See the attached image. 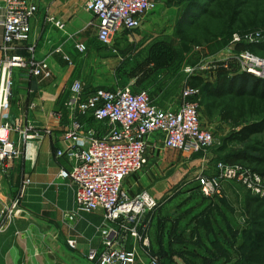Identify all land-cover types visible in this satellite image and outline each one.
Masks as SVG:
<instances>
[{
	"label": "built area",
	"instance_id": "obj_1",
	"mask_svg": "<svg viewBox=\"0 0 264 264\" xmlns=\"http://www.w3.org/2000/svg\"><path fill=\"white\" fill-rule=\"evenodd\" d=\"M160 0H86L84 9L96 19V42L113 49L114 43L124 32H133L142 25L144 16ZM4 15L2 44L0 47V173L8 175L20 151L11 140L18 133L24 143H31L39 136L32 129H22V117L12 121L4 118L8 111L11 73L13 70H29L36 78L48 79L50 69L45 61L35 60L34 49L24 58L14 54L16 47L27 44L31 35V20L38 7L25 0H0ZM54 26L63 30L61 22ZM259 35L244 39L253 42ZM242 40L233 36L231 43ZM243 42V41H242ZM85 46L76 45L83 53ZM115 51V50H113ZM57 52H61L60 49ZM240 71L264 79V62L244 52L236 57ZM69 62V58L64 56ZM192 70L189 69L188 72ZM131 81L124 87L112 90L85 88L74 82L64 109L70 113L69 127L64 130V151L56 153L65 157L69 170H60L58 178L69 180L74 188L75 208L79 212L101 213L103 224L98 230L100 249H90L87 264H161L157 256L150 253L149 217L158 207L154 197L146 191L131 192L127 188L128 178L141 172L148 164L149 150L178 152L185 158L205 151L213 143V135L201 124L199 88L185 86L181 101L174 110L157 106L144 90L135 91ZM60 118V113L53 114ZM83 119L106 127L105 131L85 129ZM150 142L152 144H150ZM211 175H200L197 186L204 198L217 196L223 182H236L254 196L264 197V175L242 165H214ZM30 184L25 177L22 189ZM17 200H9L0 211L4 217L15 216ZM128 238L140 247L127 248ZM68 245L74 247V241Z\"/></svg>",
	"mask_w": 264,
	"mask_h": 264
},
{
	"label": "crops",
	"instance_id": "obj_2",
	"mask_svg": "<svg viewBox=\"0 0 264 264\" xmlns=\"http://www.w3.org/2000/svg\"><path fill=\"white\" fill-rule=\"evenodd\" d=\"M25 1L35 4L38 12L30 22L29 42L18 45L13 53L28 58V49L33 48V57L47 63L51 76L48 79L36 78L24 69L13 70L11 73L12 93L4 118L12 121L22 117V129L30 128L39 137L26 144L18 133L10 136L18 146L20 158L6 175V186L0 183V211L9 200H17L18 214L4 217L0 221V264H87L88 251L100 249L98 230L103 224V218L101 213H94L99 221L91 224L78 217L83 212L75 208L73 186L69 180L58 178L59 171L69 170L70 164L65 157H57L56 153L64 151L67 146L63 141V133L69 127L71 115L64 109V104L72 84L78 81L87 89L102 88L98 86L99 74L104 68L94 45H99L95 38L96 19L85 11L86 0ZM3 15L4 10L0 4V23ZM145 16L141 27L135 30L137 32L121 34L127 35L123 42L126 39L132 42L131 37L138 40L149 36L150 25L156 19L155 15ZM55 21L63 24V30L54 26ZM91 28L93 35L89 37L86 32ZM2 32L0 25V47ZM120 39L121 36L116 42ZM161 40L150 43L146 55L150 46ZM79 44L86 47L83 53L76 49ZM58 49L61 52H57ZM64 56L70 61H65ZM90 75L92 80L88 84ZM160 104L161 108H167ZM55 113H60L61 117H53ZM81 121L86 130L102 132L106 129L92 119ZM170 153L180 155L174 151L158 152L150 149L148 164H167ZM25 177L30 180V184L23 190ZM135 186L136 183H133L127 188L137 192ZM151 232L149 227L150 246L153 245ZM69 241H74V247L68 245ZM126 247H135L142 255L133 239L128 238ZM149 250L152 253V248Z\"/></svg>",
	"mask_w": 264,
	"mask_h": 264
},
{
	"label": "rangeland",
	"instance_id": "obj_3",
	"mask_svg": "<svg viewBox=\"0 0 264 264\" xmlns=\"http://www.w3.org/2000/svg\"><path fill=\"white\" fill-rule=\"evenodd\" d=\"M239 2L242 3V18H255L264 22V0ZM199 3L205 11L199 13L194 10L192 16L187 13V0L155 2L145 16L155 15L156 19L150 25L149 36L136 40L130 35L132 42H128V39L123 42L127 36L123 34L119 42H116L117 39L115 41L116 52L92 42L104 68L99 74L98 86L112 90L128 85L131 81L127 73L143 60L149 44L158 39L172 44L177 55L176 62L169 70L156 73L142 86L134 85L135 91L144 90L157 106L162 107L161 102L167 107L164 109L174 110L181 101V91L188 85L190 77L197 75L213 82L210 66L217 61L236 59L242 53L235 52L233 43L224 45L215 55L210 54L205 44H190L187 53L182 51L176 33L179 26L196 41L203 40L204 29L211 33H217L220 29V22L210 16L217 12L216 3L211 1L207 4L202 0ZM184 21L188 23L183 25ZM86 33L92 37V28ZM219 40L222 38L219 37ZM254 56L264 62V50H258ZM189 69L192 71L188 72ZM91 80L90 75L88 84ZM12 84L11 78L8 104ZM200 115L202 128L208 129L213 135V143L209 148L189 158L170 153L169 163L163 165L151 162L141 172L128 178L125 186L136 183L134 190L146 191L157 201V210L149 218L153 243L150 248L155 251L150 253L153 256L160 255L164 264H226L225 253L231 257L229 264H237L252 242L245 208L248 193L236 182H223L219 195L204 198L197 189V179L200 175H211L214 165L222 162L226 155L238 151L257 158L264 157V133L256 135L245 145L225 146V139L237 130V126L221 121L216 114L208 117L204 105L201 106ZM6 181L7 176L0 173L3 187ZM78 217L91 224L99 221L94 214L80 213Z\"/></svg>",
	"mask_w": 264,
	"mask_h": 264
},
{
	"label": "trees",
	"instance_id": "obj_4",
	"mask_svg": "<svg viewBox=\"0 0 264 264\" xmlns=\"http://www.w3.org/2000/svg\"><path fill=\"white\" fill-rule=\"evenodd\" d=\"M187 1V13L189 15L193 16L194 10L199 13L205 11L199 0ZM202 1L207 2V4L211 1L216 3L217 12L210 16L220 22V29L217 33H211L204 29L202 31L203 40L196 41L191 34L186 33L179 26L176 33L183 52L189 51L190 44L196 46L205 44L210 54L215 55L224 45L232 44L231 36L233 33L243 41L234 44L236 53L247 52L254 55L258 50H264V22L262 20L257 21L255 18H242V3L239 0ZM183 23L186 25L188 21ZM255 34L259 35V39L253 42L244 41L246 37ZM219 37L222 40H219ZM176 58V51L172 44L163 40L154 42L146 57L127 73V77L130 81H134L135 86H142L156 73L169 70L175 64ZM210 73L214 77L213 82L196 75L190 77L188 85L200 89V106L204 105L208 117L216 114L221 121L237 126V130L225 139V146L230 144L245 145L256 135L264 133V79L241 72L240 65L234 58L214 62L210 66ZM222 163L242 165L251 171L264 175V157L257 158L238 151L226 155ZM256 167L261 168V170L255 169ZM245 208L251 228L252 242L237 264H264V197L248 193ZM156 210L157 208L151 215ZM153 252L155 251L152 250ZM157 256L160 257L159 260L162 264V257ZM225 262L226 264L231 262V257L227 253H225Z\"/></svg>",
	"mask_w": 264,
	"mask_h": 264
}]
</instances>
